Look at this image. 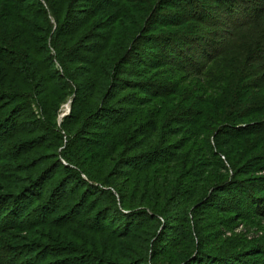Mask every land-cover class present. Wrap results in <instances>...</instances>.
<instances>
[{
	"label": "trees",
	"instance_id": "obj_1",
	"mask_svg": "<svg viewBox=\"0 0 264 264\" xmlns=\"http://www.w3.org/2000/svg\"><path fill=\"white\" fill-rule=\"evenodd\" d=\"M166 1L0 0V264H264V237L219 231L264 229L247 187L264 172V1L215 0L222 43L157 35L143 58L157 24L216 26L188 0L163 19ZM39 239L59 247L35 257Z\"/></svg>",
	"mask_w": 264,
	"mask_h": 264
},
{
	"label": "rangeland",
	"instance_id": "obj_2",
	"mask_svg": "<svg viewBox=\"0 0 264 264\" xmlns=\"http://www.w3.org/2000/svg\"><path fill=\"white\" fill-rule=\"evenodd\" d=\"M188 1H192L194 5H195V3L200 5L198 8H200V9L202 8L201 10H204V7L208 8V10H207V11H209L208 13L211 14L212 16H214L215 18H216V16H218V18L215 19V22L212 20L211 21L209 20V23L214 24L216 26H212V25L206 26L202 22H201L202 23L201 24L200 21H199V23H197V22L196 23L193 22L192 24L187 23L185 27L184 26L180 27L177 24H174V25L169 24L167 26L166 25H160L159 26V24H157L154 26V32L151 33V36H149V37L147 36L146 39L144 38L139 43V49L144 51L143 53L145 54L142 56L143 58L144 57L147 58L149 56H153V55L157 54L156 53L157 50H155V49L153 50V48H152L153 45L150 44L151 42H149V44H148V40H147L148 38H152V37L154 38L157 35H159L160 40L157 39L158 40L157 44L156 43L155 44L158 45V47L160 49L166 48L169 45L167 43H169L171 41L170 39L175 41L177 46L182 45V42H183L182 37H190V38H188V41L198 42V44L201 46L205 45L206 41H211L213 43L214 42L222 43L221 42L222 40H218L216 36L214 37L211 35L215 31L219 32L220 34L221 33L227 34L229 32V30L227 28L221 27V25H225V24H223V19H226V15L223 16L224 8L220 5V3H218L215 0H188ZM261 1H264V0H261ZM166 2L167 3L163 6V8L161 10V15H163V19L168 18V17L169 18H176L177 17L176 22H180L182 20L181 19L182 17H178V16H180V13H182L181 11H184L186 13L185 6H183L182 2H180L179 0H167ZM184 12H183V14H184ZM199 18L202 19L203 16L199 17ZM199 18H197V19H199ZM236 23L239 24V22L237 20H235V24ZM191 33H195L196 35H200V36H198V37H200V39H197L196 36H191L192 35ZM216 49H218V48H216ZM175 57L177 58L176 59L177 61H180V60H178L177 56H175ZM135 62L136 61L134 59L133 60L131 59L130 62L128 63V65L126 66V69L133 71L136 74L138 73V75L141 73L140 71H142V73H141L142 75H141V77H139V80L135 78L136 76H129L128 75L129 81H134L135 79L137 81H143V80L148 81V79H150V81L151 80L157 81L158 78L154 77L158 73V72H156V70L154 72H152V74H150V76H145V75L143 76V74L146 73L145 72L146 68L144 66H139V65L136 66ZM143 71L145 73H143ZM132 93L131 92H123V93H120V97L121 98L127 97V96L130 97L132 95ZM71 104H72V99H70L66 104H64L62 106L60 113H59V117H58V127H61V124H62L63 120L65 119V117H67L70 114ZM68 106H69V110L67 111ZM65 142H66V137H64V143ZM65 145L66 144H64V147H65ZM62 149L60 150V153L63 152ZM95 169H97V168H95ZM256 178H259L258 181L255 183H252V185H248L247 187L256 191L263 198V196H264V180L261 182H259V181H260V179L264 178V172L262 174H258L256 176ZM240 194H241V192L239 190L235 191V193H233L234 197H236V196L239 197V199H238L239 203H241V205L243 207L247 203V199L243 194L242 195H240ZM252 197L255 199L254 196H252ZM232 217L234 218V216H232ZM262 225H264V221L262 222ZM219 231L221 234H223V237H224L223 240L229 239L234 244L239 242L242 245L243 249H247L248 247H251L256 241H260L264 237V229L257 228V227H250L249 225H246V224L240 222L239 220H236L227 226H225V225L221 226L220 225ZM26 237H30V236L27 235ZM39 240L42 241L41 243L44 244V247H43V250H39V252L34 253L35 257L44 256L43 252L45 249H48L50 247H54V248L59 247V246L54 245V243H51V244H48L47 242L44 243L43 241H46L44 239H42V240L39 239ZM237 250H239V249H237ZM34 254L33 253L32 254L27 253L24 255H26V258H28V257L32 258V256Z\"/></svg>",
	"mask_w": 264,
	"mask_h": 264
},
{
	"label": "bare ground",
	"instance_id": "obj_3",
	"mask_svg": "<svg viewBox=\"0 0 264 264\" xmlns=\"http://www.w3.org/2000/svg\"><path fill=\"white\" fill-rule=\"evenodd\" d=\"M69 110V106H68V108H67V111Z\"/></svg>",
	"mask_w": 264,
	"mask_h": 264
}]
</instances>
